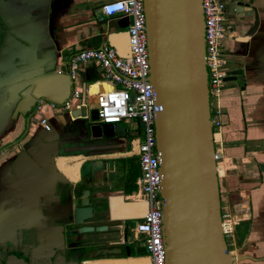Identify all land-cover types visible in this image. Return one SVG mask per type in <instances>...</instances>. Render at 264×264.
I'll return each instance as SVG.
<instances>
[{
    "label": "crops",
    "instance_id": "1",
    "mask_svg": "<svg viewBox=\"0 0 264 264\" xmlns=\"http://www.w3.org/2000/svg\"><path fill=\"white\" fill-rule=\"evenodd\" d=\"M110 1L0 0V264H53L57 252L67 264H150L142 239L132 231L127 238L122 229V223L140 220L124 211V205L142 212L135 203L138 171L128 137L95 143L85 155L57 154L53 165L62 182L27 161L16 176L11 175L15 158L37 145L43 133L39 122L54 128L62 123V113L41 109L34 115V104L27 114H15L13 103L18 97L13 88L50 67L65 71L69 57L82 50L105 45L126 55L129 19L101 17V6ZM218 1L225 8L223 69H237L241 78L224 82L218 99L209 106L211 121L219 123L212 128L213 149L219 155L215 161L219 213L228 217L231 226L224 236L231 264H264V0H242L249 2L250 9L242 14L233 13L237 0ZM75 86L86 105L85 100L93 101L91 90L106 89L108 84L98 66L89 63L78 69ZM54 88L58 90L57 83L48 84L47 89ZM10 97L12 104L7 103ZM78 101L75 107L80 106ZM64 159L77 164L75 169L67 168L68 179L57 166ZM130 160L134 173L120 167L118 173L125 177L119 175L112 185L89 184L94 176L112 173L114 162ZM132 185L134 190L127 193ZM84 189L94 202L98 200L93 203L98 207L106 208L111 197L121 201L113 216L97 214L83 224L104 226L105 231L76 235L73 242L71 235L78 226L68 220L78 203L76 191ZM67 225L73 230L69 235ZM77 240L85 245H77Z\"/></svg>",
    "mask_w": 264,
    "mask_h": 264
},
{
    "label": "water",
    "instance_id": "2",
    "mask_svg": "<svg viewBox=\"0 0 264 264\" xmlns=\"http://www.w3.org/2000/svg\"><path fill=\"white\" fill-rule=\"evenodd\" d=\"M248 6L249 2L237 0L233 13H249ZM142 7L148 82L154 93V147L161 176L159 200L166 264H231L220 229L199 0H142ZM224 76L223 82L241 81L237 69L226 71ZM54 83L59 91L47 89L48 84ZM69 88L68 77L50 67L43 74L18 83L13 88L17 89L18 99L14 102V97H10L7 103L14 102L15 114L25 115L38 99L60 104ZM60 118L62 123L57 128L45 123L47 130L42 129L37 145L27 155L15 158L12 176L27 161L41 170H49L62 182L53 165L57 154L85 155L95 143L113 136L111 126L98 123L96 111L87 110L86 105H73ZM95 181L94 176L89 184L94 186ZM76 194L78 203L68 220L73 227L78 226L71 235L73 242L76 235L106 229L83 225L93 215L103 214L105 205H94L98 200L94 202L89 197L88 189ZM135 225V221H127L126 230L131 232ZM77 243L85 245L83 240ZM124 249L128 255L127 244ZM53 264L67 263L57 252Z\"/></svg>",
    "mask_w": 264,
    "mask_h": 264
},
{
    "label": "built area",
    "instance_id": "3",
    "mask_svg": "<svg viewBox=\"0 0 264 264\" xmlns=\"http://www.w3.org/2000/svg\"><path fill=\"white\" fill-rule=\"evenodd\" d=\"M199 5L202 16L203 65L210 106L211 101L218 99L225 77L221 45L225 32V8L218 0H199ZM100 13L103 18L129 19L125 31L126 55H119L112 47L105 45L72 54L65 63V71L58 68L55 70L57 74L66 75L70 81L67 97L60 104L38 99L34 103L33 114H38L41 109L65 113L77 100L83 105L81 92L75 86L77 71L89 63L98 66L102 80L108 84L106 89L92 93L98 123L109 124L112 130L116 124H130L127 131L133 133L129 138V152H134L138 169L135 202H142L144 210L139 220L141 223H136L132 233L135 237L141 236L150 264H166L159 200L161 176L154 147V93L148 82L142 0H113L103 4ZM39 124L44 131L47 130L44 120ZM210 125L212 131L219 123L210 119ZM218 159L219 155L214 149V161ZM220 229L223 237L231 232L226 215H220Z\"/></svg>",
    "mask_w": 264,
    "mask_h": 264
},
{
    "label": "flooded vegetation",
    "instance_id": "4",
    "mask_svg": "<svg viewBox=\"0 0 264 264\" xmlns=\"http://www.w3.org/2000/svg\"><path fill=\"white\" fill-rule=\"evenodd\" d=\"M113 138V137H112ZM110 139V140H101V141H103V142H106V141H112L113 139ZM126 140L127 139H125L124 140V144L126 143ZM101 148H103V147H101ZM123 168V169H125V173H126V169L128 168V165H127V162H123L122 164L120 163V164H118V163H116V162H114V166H113V171H112V173H110V174H107V175H104V174H99L98 176H95L96 177V184H98L99 186L102 184V183H109V185H112L113 183H115L116 181H117V179H118V177H119V173H118V170H119V168ZM122 178H124L125 177V174H123V173H121V175H120ZM112 198V197H111ZM114 198H117V197H114ZM121 199V198H120ZM108 201H111L110 199L108 200ZM120 201L121 200H119V201H117L114 205H112L110 208L107 206L104 210H103V214L104 215H111V216H113L114 215V211L116 210V207L118 206V204L120 203ZM103 203V202H102ZM123 210L124 211H126L129 215H134V214H136L137 213V211H136V208L135 207H133V206H129V205H124L123 207ZM94 216V215H93ZM126 223L127 222H125V223H122V229L124 230V233H125V236L127 237V238H129L127 235H128V233H129V231L128 230H126ZM119 225L118 224H116L115 225V227H116V229H117V227H118ZM66 235H69V233H70V227H69V225H67L66 227ZM69 237V236H68ZM66 243H69V238L67 239L66 238ZM126 244V243H125ZM59 253V255H60V257H62L63 259H64V257L61 255V253L60 252H58ZM1 258V257H0ZM5 261V259L4 260H2L1 261V263H3ZM64 261H65V259H64ZM65 263H66V261H65ZM5 264V263H4Z\"/></svg>",
    "mask_w": 264,
    "mask_h": 264
},
{
    "label": "rangeland",
    "instance_id": "5",
    "mask_svg": "<svg viewBox=\"0 0 264 264\" xmlns=\"http://www.w3.org/2000/svg\"><path fill=\"white\" fill-rule=\"evenodd\" d=\"M85 103H86V109L87 110L96 111L94 104L87 103V100H85ZM210 118L212 119V116ZM129 126H130V124H127V125H124L123 123L116 124L115 127L113 128V136L112 137H120V138L132 137L133 133L127 131ZM132 161L133 160H130L129 162H127L130 173L135 172V165L133 164ZM136 207H138V205H136ZM137 222H138V224L141 223V221H137ZM139 238H141V236H139ZM224 240L227 241L226 238H224ZM141 246L143 247L142 243H141ZM96 251H99V250L97 249ZM91 252H93V251H91ZM101 252H103V250H101Z\"/></svg>",
    "mask_w": 264,
    "mask_h": 264
},
{
    "label": "bare ground",
    "instance_id": "6",
    "mask_svg": "<svg viewBox=\"0 0 264 264\" xmlns=\"http://www.w3.org/2000/svg\"><path fill=\"white\" fill-rule=\"evenodd\" d=\"M94 90H91L90 92H93ZM56 160V159H55ZM71 161L72 160H66V159H64V160H59L58 162H57V166H58V168L67 176V179H68V177H69V175H70V172H69V170L67 169L70 165H72V169H75L76 168V163H71ZM55 164V163H54ZM75 164V167H73V165ZM55 168H56V164H55ZM56 170H57V168H56ZM57 172H58V170H57ZM110 200L111 201H108V207L110 208L112 205H114L117 201H119L120 200V198L119 197H117V198H114V197H112V198H110ZM135 203H137V202H135ZM138 205H140L141 206V209H142V214H143V210H144V205H143V203L142 202H138L137 203ZM142 216V215H141Z\"/></svg>",
    "mask_w": 264,
    "mask_h": 264
},
{
    "label": "trees",
    "instance_id": "7",
    "mask_svg": "<svg viewBox=\"0 0 264 264\" xmlns=\"http://www.w3.org/2000/svg\"><path fill=\"white\" fill-rule=\"evenodd\" d=\"M137 171H138V169H137ZM133 179H134V177H133ZM132 190H134V186L133 185L130 186V188L127 190V193L131 192ZM141 215H142V212L141 211H137V213L135 214L134 217H141Z\"/></svg>",
    "mask_w": 264,
    "mask_h": 264
},
{
    "label": "clouds",
    "instance_id": "8",
    "mask_svg": "<svg viewBox=\"0 0 264 264\" xmlns=\"http://www.w3.org/2000/svg\"><path fill=\"white\" fill-rule=\"evenodd\" d=\"M117 7H119V6L117 5Z\"/></svg>",
    "mask_w": 264,
    "mask_h": 264
}]
</instances>
